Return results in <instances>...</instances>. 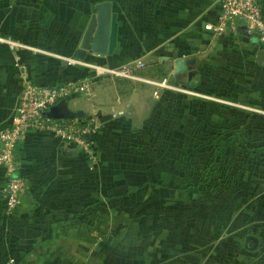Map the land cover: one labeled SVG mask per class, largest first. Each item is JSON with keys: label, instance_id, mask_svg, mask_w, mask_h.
I'll return each instance as SVG.
<instances>
[{"label": "crops", "instance_id": "1", "mask_svg": "<svg viewBox=\"0 0 264 264\" xmlns=\"http://www.w3.org/2000/svg\"><path fill=\"white\" fill-rule=\"evenodd\" d=\"M1 1L0 127L12 121L20 65L37 84L89 79L90 100L75 93L56 106L61 112L94 106L100 122L87 154L47 132L29 130L18 140L17 171L26 189L12 214L0 200V264L192 262L193 226L175 215L176 204L185 202L146 181V139L139 120L166 103L173 116L169 142L174 149L168 155L191 156L193 151L177 149L190 139L178 130L203 125L215 96L244 113L233 125L237 131L259 130L234 135L237 144L254 149L264 140V54L257 60L264 46L242 24L233 33L214 34L217 0H109L117 22L112 53L86 52L78 58L89 5L99 0ZM11 42L17 45L10 47ZM121 67L127 74L101 70ZM163 77L189 92L172 90L169 101L162 100L168 92L152 81ZM254 117L259 119L253 122ZM147 186L154 191L152 201L146 199ZM130 221L137 230L128 229ZM245 235L244 251L255 255L248 264H264V247L246 246ZM122 240H133V248ZM201 240L202 246L209 243L207 237ZM208 250L203 248L202 261Z\"/></svg>", "mask_w": 264, "mask_h": 264}, {"label": "rangeland", "instance_id": "2", "mask_svg": "<svg viewBox=\"0 0 264 264\" xmlns=\"http://www.w3.org/2000/svg\"><path fill=\"white\" fill-rule=\"evenodd\" d=\"M8 2L14 4L15 0ZM0 4L3 5V1ZM161 90L168 92L162 100L169 101L168 96L173 91ZM212 97L208 120L201 126L197 124L196 128L187 127L177 133L190 138V143L185 139L178 143L177 149L193 151V157L168 155L174 149L169 142L173 116L166 103L151 113L147 111L146 118L139 120L140 134L146 139L143 146L147 168L145 178L148 183L161 185L168 198L185 202L176 204L175 215L178 221L185 218L194 229L193 248H189L193 258L188 264H248L255 255L244 251L243 236L257 234L256 246L258 249L264 247V140L254 143V149L237 144L234 136L237 132L258 135L259 130L245 127V130L238 128L237 131L233 125L244 117V113L239 112L236 105ZM258 119L254 117L253 122ZM134 145L137 147L136 143ZM89 150L81 152L87 154ZM155 151L161 152V157H154ZM202 151L204 155H196ZM148 188L145 189L146 199L152 201L154 191H148ZM127 227L131 231L137 230L132 221ZM202 236L209 239V245L202 246ZM137 242L135 239L134 243ZM122 243H127L130 248L133 240H122ZM204 247H209V253L202 261ZM237 249L242 252L238 254Z\"/></svg>", "mask_w": 264, "mask_h": 264}, {"label": "built area", "instance_id": "3", "mask_svg": "<svg viewBox=\"0 0 264 264\" xmlns=\"http://www.w3.org/2000/svg\"><path fill=\"white\" fill-rule=\"evenodd\" d=\"M218 13L211 30L216 35L233 33L242 24L245 30L255 34L264 46V3L262 0H217ZM3 40H5L3 38ZM17 45L14 42L10 47ZM80 62V59H72ZM104 72L127 74L124 68H102ZM21 84L17 94L12 121L0 127V169L2 184L0 200L6 213H14L20 197L26 189V180L18 171L16 147L21 136L29 130L47 132L60 141L76 146L81 151L91 147V139L97 129L100 113L92 106L82 116L52 117L46 115L50 106L71 94H80L86 100L92 97L90 80L42 85L33 82L23 65H20ZM155 86L187 93L184 86L170 83L166 77L152 81ZM157 90H153L155 93ZM11 262L10 260L8 263Z\"/></svg>", "mask_w": 264, "mask_h": 264}, {"label": "water", "instance_id": "4", "mask_svg": "<svg viewBox=\"0 0 264 264\" xmlns=\"http://www.w3.org/2000/svg\"><path fill=\"white\" fill-rule=\"evenodd\" d=\"M90 14L88 16L81 37L78 41L75 55L83 58L86 52L94 54H110L116 43V27L115 12L111 10V2L109 0H99L89 5ZM243 27V26H242ZM264 50H258L257 60H261ZM46 115L52 117H73L82 116L83 111L80 109L61 112L56 104L49 107L45 112ZM257 239L254 235L246 234L244 243L248 247H254Z\"/></svg>", "mask_w": 264, "mask_h": 264}, {"label": "trees", "instance_id": "5", "mask_svg": "<svg viewBox=\"0 0 264 264\" xmlns=\"http://www.w3.org/2000/svg\"><path fill=\"white\" fill-rule=\"evenodd\" d=\"M168 94H166V96H167Z\"/></svg>", "mask_w": 264, "mask_h": 264}]
</instances>
